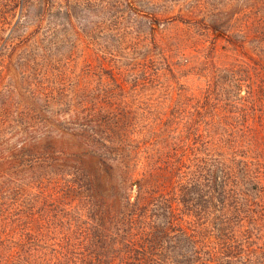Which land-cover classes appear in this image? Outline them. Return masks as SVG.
I'll use <instances>...</instances> for the list:
<instances>
[{
	"label": "trees",
	"instance_id": "1",
	"mask_svg": "<svg viewBox=\"0 0 264 264\" xmlns=\"http://www.w3.org/2000/svg\"><path fill=\"white\" fill-rule=\"evenodd\" d=\"M244 1L190 23L213 37L198 65L143 57L144 87L164 67L175 80L157 106L123 102L115 72L114 89L76 94L58 71L13 103L0 50V264H264V100L227 96H264V0ZM21 8L0 0V37ZM188 67L200 93L179 83Z\"/></svg>",
	"mask_w": 264,
	"mask_h": 264
},
{
	"label": "rangeland",
	"instance_id": "2",
	"mask_svg": "<svg viewBox=\"0 0 264 264\" xmlns=\"http://www.w3.org/2000/svg\"><path fill=\"white\" fill-rule=\"evenodd\" d=\"M19 1L22 8L7 21L5 34L0 37L3 92L13 103L32 105L33 91L37 88L45 95L47 81L58 71L64 74V87L76 94L95 90L99 85L101 89H114L110 73L115 72L120 82L127 84L123 102L157 106L163 101L161 82L172 87L175 80L164 67L155 73L159 81L144 87L140 81L143 57L149 54L155 62L168 58L169 69L174 72L183 59L198 65L213 37L190 23H209L214 10L226 9L230 1L232 7L238 8L244 0ZM216 59L220 64L231 61V54L221 40L216 42ZM189 67L179 83L200 93L204 81L188 72ZM97 73L104 75L102 81ZM259 95L257 90L243 87L229 91L227 96L241 98L238 108L245 109L264 100ZM227 111L232 110L227 108L225 118L230 116ZM254 134L264 144V129L258 125ZM58 219L56 223L64 221ZM60 231L57 229L55 233ZM13 237V241L22 238L20 234ZM3 241L0 238V246ZM21 242L25 244V237Z\"/></svg>",
	"mask_w": 264,
	"mask_h": 264
}]
</instances>
